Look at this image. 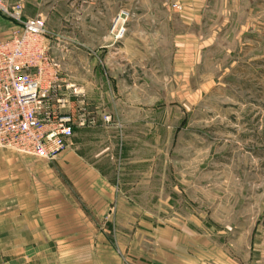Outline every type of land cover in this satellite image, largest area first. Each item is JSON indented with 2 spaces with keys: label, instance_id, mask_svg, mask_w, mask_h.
Returning a JSON list of instances; mask_svg holds the SVG:
<instances>
[{
  "label": "rangeland",
  "instance_id": "obj_1",
  "mask_svg": "<svg viewBox=\"0 0 264 264\" xmlns=\"http://www.w3.org/2000/svg\"><path fill=\"white\" fill-rule=\"evenodd\" d=\"M0 5H20L23 19L44 17L59 76L84 87L97 117L112 116L111 124L77 130L61 152L75 157L63 168L56 157L49 169L80 189L81 202L107 205L113 249L131 227L120 217L142 221L148 252L155 229L180 220L246 264L264 222V0ZM121 12L125 34L115 41L109 30ZM0 16L10 20L1 6Z\"/></svg>",
  "mask_w": 264,
  "mask_h": 264
},
{
  "label": "crops",
  "instance_id": "obj_2",
  "mask_svg": "<svg viewBox=\"0 0 264 264\" xmlns=\"http://www.w3.org/2000/svg\"><path fill=\"white\" fill-rule=\"evenodd\" d=\"M13 26L0 16V40ZM107 43L111 46L110 38ZM116 81L121 87L123 79L118 76ZM57 157L54 164L63 168L68 157L75 156L63 152ZM50 165L0 148V264H241V256L209 246L206 233L198 234L180 220L155 229V247L148 252L137 228L142 221L120 217L131 227L120 231L122 249L114 250L110 219L103 214L107 205L83 196L86 201L81 202L80 189L65 186ZM251 240L246 264H264V222L257 224Z\"/></svg>",
  "mask_w": 264,
  "mask_h": 264
},
{
  "label": "built area",
  "instance_id": "obj_3",
  "mask_svg": "<svg viewBox=\"0 0 264 264\" xmlns=\"http://www.w3.org/2000/svg\"><path fill=\"white\" fill-rule=\"evenodd\" d=\"M0 6L17 22L0 40V148L54 160L75 129L111 124L112 116L103 112L97 117L84 87L59 76L49 56L51 36L44 17L23 19L20 5L12 10ZM171 7L182 9L177 2ZM124 17L121 12L109 30L115 41L125 34Z\"/></svg>",
  "mask_w": 264,
  "mask_h": 264
}]
</instances>
